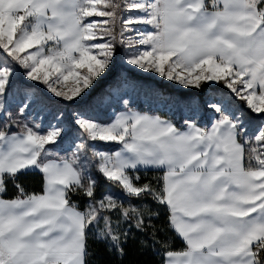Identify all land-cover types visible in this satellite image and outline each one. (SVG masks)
Segmentation results:
<instances>
[{
	"label": "snow or ice",
	"instance_id": "snow-or-ice-1",
	"mask_svg": "<svg viewBox=\"0 0 264 264\" xmlns=\"http://www.w3.org/2000/svg\"><path fill=\"white\" fill-rule=\"evenodd\" d=\"M136 233L157 264H264V0H0V264H91L90 237L122 259Z\"/></svg>",
	"mask_w": 264,
	"mask_h": 264
},
{
	"label": "trees",
	"instance_id": "trees-1",
	"mask_svg": "<svg viewBox=\"0 0 264 264\" xmlns=\"http://www.w3.org/2000/svg\"><path fill=\"white\" fill-rule=\"evenodd\" d=\"M129 75H135L137 79H140L141 81H151L154 83V85L157 88H162L164 84H161L157 80H151L148 79L145 76L137 75L134 72H129ZM103 86V85H101ZM165 86H170L169 84H165ZM171 87V86H170ZM221 88V87H219ZM222 89V88H221ZM99 90V89H98ZM174 92L173 88H170ZM179 91V90H178ZM177 91V92H178ZM180 99H183V97L187 96L188 94H191L193 96H200L203 97V93L198 92L196 89L193 91H183L180 90ZM136 110L147 112L151 115H160L161 117L167 118L169 120H172L174 123L177 124V126H180L182 119L184 118L182 112H164V110H156V109H146L143 102L138 99L134 103ZM207 119V117H205ZM157 173L149 172V176L156 175ZM96 175V173H94ZM97 178L100 181V187L97 192V196H99L104 191H112L116 192L117 189L112 188L107 182L104 181L102 177L97 176ZM20 182L23 184V186L29 190V191H41L42 189V176L41 174L37 173H28L25 176H21ZM15 195V189L12 187L11 183H9V191H8V197H12ZM73 201H76L80 204L81 207H83L84 200L82 197L73 196ZM159 223V222H158ZM141 239V236L139 233H136V239L130 240L128 245L126 246L127 255L123 257L122 259L117 257L114 253H110L106 250L105 245L96 241L93 238H89V245L90 250L93 252V256L91 258V264H157V260L159 259L154 252L150 248H144L139 244V240ZM173 247L177 250L182 249L184 247L183 242L176 238L173 241Z\"/></svg>",
	"mask_w": 264,
	"mask_h": 264
},
{
	"label": "rangeland",
	"instance_id": "rangeland-1",
	"mask_svg": "<svg viewBox=\"0 0 264 264\" xmlns=\"http://www.w3.org/2000/svg\"><path fill=\"white\" fill-rule=\"evenodd\" d=\"M96 19H104V18H96ZM132 72H134L135 74H137V75H142V76H145V77H147L148 79H153V80H157V81H159L161 84H164L163 85V87L162 88H157L155 85H154V83L153 82H151V81H141L140 79V81L142 82V83H144L145 85H148V86H150V87H152V88H155V89H158L162 94H164V95H168V96H172V97H176V98H181L180 97V93H178V92H180V90H183V91H193V90H195V89H185V88H183L182 86H179L178 84H176V83H174V82H169V81H166V80H164L163 78H158V77H154V76H152V75H147V74H142V73H138V72H136V71H132ZM133 79H137L136 77H135V75H132L131 76ZM20 80H21V82H23V77H21L20 78ZM33 84H35L36 82H32ZM165 84H169L170 86H165ZM39 88H40V90L41 91H43V86L42 85H37ZM218 87H221L220 88V90H222V91H224L225 93H227L229 90H227V89H224L222 86H218ZM170 88H173L174 89V92L172 91V90H170ZM179 90V91H178ZM178 91V92H177ZM46 95H47V93H45ZM204 95V94H203ZM191 96H193V95H191V94H188L187 96H185V97H183V99H181V100H187L188 98H190ZM138 99H140V101L141 102H143V104H144V106H145V108L146 109H156V110H164V112H173V111H175V112H182V114H183V116L185 117L186 115H187V113H186V110H184V109H181V108H176V107H172V108H170L169 106H166V105H164L163 103H159V102H157V101H155V100H149V99H147V98H145L143 95H140V96H137V97H133V104L138 100ZM201 99H203V97L201 98ZM233 102L238 106V107H240V108H243V104L240 102V101H238V100H236L235 98H233ZM136 108V107H135ZM122 110V109H121ZM149 114V113H148ZM245 114H246V116H251L252 114L251 113H249L246 109H245ZM208 115H211V113H209ZM199 117H197V119H198ZM101 146H103V145H101Z\"/></svg>",
	"mask_w": 264,
	"mask_h": 264
},
{
	"label": "crops",
	"instance_id": "crops-1",
	"mask_svg": "<svg viewBox=\"0 0 264 264\" xmlns=\"http://www.w3.org/2000/svg\"><path fill=\"white\" fill-rule=\"evenodd\" d=\"M151 115V114H150ZM162 118H164V117H162ZM165 119H167V118H165ZM199 119V118H198Z\"/></svg>",
	"mask_w": 264,
	"mask_h": 264
}]
</instances>
